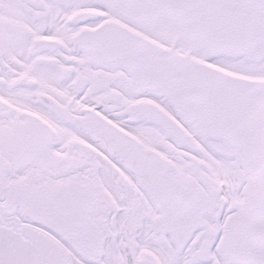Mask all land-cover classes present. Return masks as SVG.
<instances>
[{
  "label": "snow or ice",
  "instance_id": "snow-or-ice-1",
  "mask_svg": "<svg viewBox=\"0 0 264 264\" xmlns=\"http://www.w3.org/2000/svg\"><path fill=\"white\" fill-rule=\"evenodd\" d=\"M0 264H264V0H0Z\"/></svg>",
  "mask_w": 264,
  "mask_h": 264
}]
</instances>
